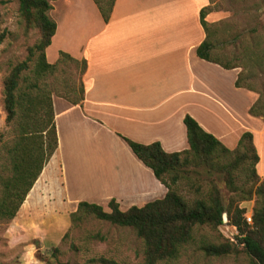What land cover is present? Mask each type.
<instances>
[{
  "label": "crops",
  "instance_id": "obj_1",
  "mask_svg": "<svg viewBox=\"0 0 264 264\" xmlns=\"http://www.w3.org/2000/svg\"><path fill=\"white\" fill-rule=\"evenodd\" d=\"M51 5L56 29L47 62L55 63L60 51L86 61L81 103L52 95L57 147L43 167L60 178L70 205L88 201L105 209L114 198L126 210L162 198L166 187L123 137L184 150L186 114L230 150L251 132L256 173L264 179V119L248 114L257 95L234 85L237 68L196 55L206 37L200 10L210 0H114L107 21L94 0Z\"/></svg>",
  "mask_w": 264,
  "mask_h": 264
},
{
  "label": "trees",
  "instance_id": "obj_2",
  "mask_svg": "<svg viewBox=\"0 0 264 264\" xmlns=\"http://www.w3.org/2000/svg\"><path fill=\"white\" fill-rule=\"evenodd\" d=\"M94 2L103 20L107 21L114 0ZM18 5L25 24L37 27L40 37L29 48L28 58L15 64L3 81L6 122L14 126L16 133L6 149L10 175L0 177V220L5 221L15 216L44 164L57 147L52 92L45 77L56 69L59 62H79V95L76 98L66 97L71 103L77 104L83 100L81 76L86 69L84 59L78 61L63 51L59 52L55 63L47 62L45 48L50 44L56 29V22L49 15V0H18ZM205 15L206 8H202L200 21L206 37L197 46L196 55L223 68L239 67L240 64L220 61L213 54L214 45L209 39L210 31ZM33 56L35 57L30 67L28 61ZM234 85L256 91L252 85L244 83L243 69L238 72ZM248 114L264 119V98L261 92L249 107ZM183 123L188 148L181 151L166 152L158 141L141 144L123 137L134 155L166 187L162 198L148 201L142 206L132 205L126 210H120L118 203L112 198L107 203L109 211L97 203L79 201L76 210L70 213L71 222L77 225L83 214H91L97 219L129 227L142 241L144 263L158 264L176 259L181 249L194 240L199 227L216 229L223 223L222 213H226L228 222L237 230L234 240L222 236L219 241L203 239L199 245L200 250L213 257L243 252L248 257V264H264V179L256 173L259 157L252 141V133L243 132L236 147L230 150L205 131L192 116L186 114ZM221 158L225 162H215ZM189 165L204 166L207 177L216 168L231 188H236V180L243 176L245 179L241 182L249 184V193L253 192L255 195L251 222H246L244 208L223 203L215 184L205 191L197 186L196 194L191 198L180 194L176 186L182 179L189 180L192 171L188 169ZM97 261L101 264H122L111 257L100 256ZM58 264L69 262L59 261Z\"/></svg>",
  "mask_w": 264,
  "mask_h": 264
},
{
  "label": "rangeland",
  "instance_id": "obj_3",
  "mask_svg": "<svg viewBox=\"0 0 264 264\" xmlns=\"http://www.w3.org/2000/svg\"><path fill=\"white\" fill-rule=\"evenodd\" d=\"M18 6V0H0V177L10 175L6 149L16 134L14 126L6 122L3 81L15 64L28 58L29 48L40 37L37 27L25 24ZM205 8L206 13L211 14L207 24L209 39L214 45L213 54L220 61L240 64L237 69L238 72L243 69L244 83L252 85L257 97L261 92L264 98V0H210ZM60 9L68 10L66 6ZM34 57L28 61L30 67ZM45 81L51 89V97L56 94L76 98L80 87V63L59 62ZM215 162L222 164L225 159ZM188 169L192 170L189 180L182 179L176 186L184 197H193L197 186L205 191L215 184L225 205L244 208V217L246 214L252 216L255 195L249 193V184L241 182L245 179L243 176L236 180L237 187L231 188L216 168L208 177L204 166L189 165ZM38 177L15 216L8 221L0 220V264H58L59 261L101 264L97 261L100 256L111 257L122 264H145L142 241L131 228L97 219L91 214H83L74 225L70 213L76 206L66 201L60 178L44 169ZM104 210L109 211V208ZM236 234V228L228 219L216 229L199 227L194 240L181 249L176 259L158 264H248L243 252L213 257L199 248L203 239L219 241L222 236L234 240Z\"/></svg>",
  "mask_w": 264,
  "mask_h": 264
},
{
  "label": "built area",
  "instance_id": "obj_4",
  "mask_svg": "<svg viewBox=\"0 0 264 264\" xmlns=\"http://www.w3.org/2000/svg\"><path fill=\"white\" fill-rule=\"evenodd\" d=\"M245 218H246L248 223L251 222V215L250 214H246Z\"/></svg>",
  "mask_w": 264,
  "mask_h": 264
},
{
  "label": "water",
  "instance_id": "obj_5",
  "mask_svg": "<svg viewBox=\"0 0 264 264\" xmlns=\"http://www.w3.org/2000/svg\"><path fill=\"white\" fill-rule=\"evenodd\" d=\"M222 221L223 222L227 221L226 213H222Z\"/></svg>",
  "mask_w": 264,
  "mask_h": 264
}]
</instances>
